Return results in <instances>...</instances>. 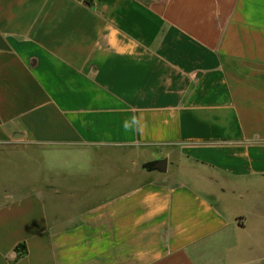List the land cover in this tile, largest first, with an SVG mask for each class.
<instances>
[{
	"label": "crops",
	"instance_id": "obj_1",
	"mask_svg": "<svg viewBox=\"0 0 264 264\" xmlns=\"http://www.w3.org/2000/svg\"><path fill=\"white\" fill-rule=\"evenodd\" d=\"M263 200L264 0H0V264H264Z\"/></svg>",
	"mask_w": 264,
	"mask_h": 264
},
{
	"label": "rangeland",
	"instance_id": "obj_2",
	"mask_svg": "<svg viewBox=\"0 0 264 264\" xmlns=\"http://www.w3.org/2000/svg\"><path fill=\"white\" fill-rule=\"evenodd\" d=\"M43 155V154H42ZM107 156H110L109 153L107 152H102V153H94V154H87V155H79V154H74V155H68V153H64V152H60V153H50V154H44L42 156V158L40 157L39 159V164L37 163H32L31 161H29L27 158H23V159H18L19 161H17V165H15V167L20 168L21 164H24L27 166L28 171H35L36 169H38V180L40 182L46 181L48 180V178L52 179V178H57L56 176H58V172L53 170L54 167H51L52 165L57 166V165H74L72 166L70 169H74L80 167L82 169V167L86 169H90V167L92 165H95L96 163H98V161L105 159ZM127 156L133 157L128 158ZM137 154L133 155H125L123 158H120V162H125V163H131V160H134V172L131 173V171L129 170V174L126 175L124 172V174L121 175L126 178L129 183L123 184L119 186V189L123 190L126 187H130L133 185H138L139 183H143V182H147L149 179H153L154 177H163L161 175L163 174H159L157 172L154 173H149L146 170L143 169V166L146 163H149L148 161H145L144 159H142V157L139 159L138 157H136ZM159 156V155H158ZM157 156V157H158ZM119 157H122L121 155ZM169 160V159H168ZM175 160H176V156H174V154L172 153L171 155V159L169 160V168H168V173L164 174V176L167 175H172L175 173L180 172V169H178L177 165L175 164ZM29 163V164H27ZM31 163V164H30ZM58 167V166H57ZM80 169V170H81ZM89 170H87L88 172ZM20 169H19V173H20ZM22 173V172H21ZM20 173V178H23V175ZM81 173V172H78ZM77 173V174H78ZM86 173V172H85ZM180 177V178H179ZM178 177V180L183 181V182H190V180L188 178H186V176H183V174H180ZM218 206L220 207V209H222L224 212H226L227 216L230 218L234 217V214H236V212L238 211L241 216L243 215H248L250 214V212L252 211V207L249 201H243V202H239V203H235V202H231L230 205L231 207L227 206L226 203L223 202H218ZM226 206V209H225ZM261 207H264V200L261 203ZM231 208V211L228 209ZM233 208V209H232ZM233 210H235L233 213Z\"/></svg>",
	"mask_w": 264,
	"mask_h": 264
},
{
	"label": "water",
	"instance_id": "obj_3",
	"mask_svg": "<svg viewBox=\"0 0 264 264\" xmlns=\"http://www.w3.org/2000/svg\"><path fill=\"white\" fill-rule=\"evenodd\" d=\"M169 168V160L168 159H162L158 161H153L146 163L143 166V169L146 170L149 173H160V174H167Z\"/></svg>",
	"mask_w": 264,
	"mask_h": 264
},
{
	"label": "clouds",
	"instance_id": "obj_4",
	"mask_svg": "<svg viewBox=\"0 0 264 264\" xmlns=\"http://www.w3.org/2000/svg\"><path fill=\"white\" fill-rule=\"evenodd\" d=\"M123 127L125 131H132L134 129L137 133H142L144 129V125L141 124L136 117H133L131 121L125 120Z\"/></svg>",
	"mask_w": 264,
	"mask_h": 264
},
{
	"label": "trees",
	"instance_id": "obj_5",
	"mask_svg": "<svg viewBox=\"0 0 264 264\" xmlns=\"http://www.w3.org/2000/svg\"><path fill=\"white\" fill-rule=\"evenodd\" d=\"M23 254V253H22Z\"/></svg>",
	"mask_w": 264,
	"mask_h": 264
}]
</instances>
